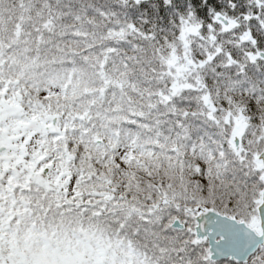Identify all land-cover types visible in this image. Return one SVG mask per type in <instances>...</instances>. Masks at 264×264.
I'll list each match as a JSON object with an SVG mask.
<instances>
[{
    "label": "snow or ice",
    "instance_id": "snow-or-ice-1",
    "mask_svg": "<svg viewBox=\"0 0 264 264\" xmlns=\"http://www.w3.org/2000/svg\"><path fill=\"white\" fill-rule=\"evenodd\" d=\"M0 264H264V0H0Z\"/></svg>",
    "mask_w": 264,
    "mask_h": 264
}]
</instances>
